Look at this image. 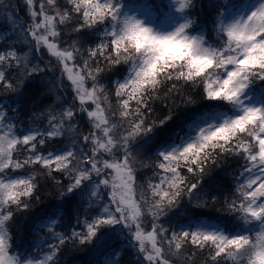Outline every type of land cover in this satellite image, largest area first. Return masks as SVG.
<instances>
[{"label":"trees","instance_id":"trees-1","mask_svg":"<svg viewBox=\"0 0 264 264\" xmlns=\"http://www.w3.org/2000/svg\"><path fill=\"white\" fill-rule=\"evenodd\" d=\"M250 1L190 0L188 14L196 28L209 32L210 23L220 18L231 21ZM141 4L158 7L156 0H115L96 16L92 2L0 0V107L16 129H42L34 139L13 148V162L19 167L7 170L30 177L7 204L12 248L22 257L27 258L29 251L37 256L50 250L49 264H108L111 259L115 264H238L242 260L240 243L220 250L216 240L196 238L194 232L200 222L215 221L231 234L249 237L258 225L260 218L251 208L252 184L244 168L251 166L258 148V139L253 140L254 147L248 136L258 130L242 124L199 148L179 161L176 187L166 195L154 192L163 174L161 145L182 138L186 134L182 127L194 130L228 109L230 101L210 72L216 64L197 73L184 57H169L172 61L160 64L153 84H145L128 98L123 95L119 81L142 62L145 49L143 36H120V15L125 17L127 7ZM166 8L167 2L159 16ZM31 11L51 17L58 55L33 37ZM216 45L217 60L222 49ZM59 55L70 56L87 85L77 86ZM248 69L255 71L251 83L261 87L264 76L255 78L264 74V61ZM86 90L94 101L87 102ZM97 113L105 120L104 132L108 128L116 140L110 156L120 159L122 166H131L134 215L146 232L155 234L160 249L156 258H152V247H142L130 233L132 224L104 216L101 196L105 190L94 195L97 174L92 162L109 157L105 150L104 156L95 155L94 139L101 137L94 132ZM134 126L138 129L131 134ZM67 148L72 150L64 159L38 158ZM53 218L56 224L48 228L46 222ZM183 227L188 231L182 232ZM240 227L245 229L239 231Z\"/></svg>","mask_w":264,"mask_h":264},{"label":"rangeland","instance_id":"rangeland-1","mask_svg":"<svg viewBox=\"0 0 264 264\" xmlns=\"http://www.w3.org/2000/svg\"><path fill=\"white\" fill-rule=\"evenodd\" d=\"M80 1L92 2V11L95 12L96 16H100L115 0ZM163 1L166 4V0H156L158 7H153L152 4H141L137 7L131 5L127 7L125 17L120 15L122 22V26L118 30L120 36L125 34L143 36L145 49L143 50L142 47V62L127 77L119 81L120 89H123V95H126L125 97L133 96L145 84H153L161 69L160 64L164 61H172V58L169 57H184L197 73H201L211 65L216 64L210 72L218 78L216 83L219 88L224 89L225 97L229 101L231 100L230 103L226 104L228 109L223 110L203 125L185 134L180 141L171 142L161 149L164 157V172L162 179L157 183L155 182L154 192L166 195L170 189L179 184V161L199 150V148L206 146L207 141L222 136L241 123L243 125L248 123L247 126L251 127L252 131L256 130V132L261 127L264 128V90L261 87L256 88L251 83L250 76L255 71L252 72L248 69V66H253L264 60V0L246 2L229 22H226L224 18H220V22L215 20L214 25L210 23L209 32L203 31L205 27H203V30L196 28L198 27L197 24L193 23L194 19H191L188 14L190 0H167L171 11L166 18L158 19L165 7ZM86 8L87 10L91 9L88 6ZM31 15V33L33 37H36L40 46L45 47L49 53L57 54L54 42L55 30L51 17L41 11H31ZM221 26L225 34L221 31ZM217 41H219L222 50L216 60ZM239 44L240 50L238 48ZM59 56L58 60L70 76H73L77 86L82 88V83H84V86L87 85L83 76H81V70L73 64L70 56ZM226 61L228 62L227 65H225ZM2 76L3 71L0 65V78ZM263 76L262 73L255 78V81L260 80ZM87 95V102L95 100L92 93L87 92ZM236 102L238 104L237 109L235 112L230 113L229 107L232 105L234 107ZM95 116L97 124L94 132L101 136L100 138L96 137V140L94 139L95 155L99 154L98 157L100 155L104 156L106 153L102 150H105L109 157L93 161V165L96 167L95 173L97 174V179L94 180V194L96 195L101 191L102 188L100 187L104 183L105 191L101 196V199L104 200V216L112 220L121 219L127 225L132 224L134 229L130 228V233L134 235L142 247L146 249L152 247V258H156L160 254V249L155 234L146 232L138 217L134 215L137 207L133 191L132 173L130 169L128 170L129 166L120 165L122 163L120 159L117 160L118 158L110 156L113 153V145L116 140L114 135L110 134L108 128L107 137L104 135L102 125L105 120H103V116L99 113ZM107 129L105 128V132ZM136 129L138 127L134 126L130 130L131 134L136 132ZM52 130L53 133L56 132V129ZM41 131V128H29L24 131L16 129L0 107V264H49L50 250L41 252L37 256H32V251H29L28 257L25 258L12 248L11 235L7 225L10 215L4 210V205L24 189L25 182L30 178L28 173L14 171L7 173L8 167L13 164L12 150L17 143H26ZM261 138L262 149L253 155V161L250 163V165H253V169L248 177L249 182L252 183L250 191L251 206L262 220L258 233L261 240L259 243L261 245L260 249H254L252 235L237 238V236L229 234L216 222L202 221L197 225L194 232L196 238L203 237L216 240L220 250L233 243H240L242 260L238 264H261V262L264 264V129ZM103 146L109 149H103ZM70 152L68 149H58L40 158L48 162L57 161L64 159ZM103 170L108 171L103 177L104 179L100 178L105 173ZM112 181L114 182L112 183ZM55 223L56 219L49 220L46 222V226L52 228ZM187 231V227L182 228V232ZM257 250L259 251L258 255ZM255 255L257 256L254 258ZM109 264H115V260L111 259ZM159 264L168 263L160 262Z\"/></svg>","mask_w":264,"mask_h":264},{"label":"bare ground","instance_id":"bare-ground-1","mask_svg":"<svg viewBox=\"0 0 264 264\" xmlns=\"http://www.w3.org/2000/svg\"><path fill=\"white\" fill-rule=\"evenodd\" d=\"M94 12V11H93ZM95 13V12H94ZM217 43H219V41H217ZM112 57H114V56H112ZM1 80H2V77L0 78ZM262 82V86H261V88L264 90V82L263 81H261ZM260 88V87H259ZM225 99H227L226 97H225ZM233 107V105L232 106H230L229 108L231 109ZM240 126H237V127H235V129L233 130V131H236L237 130V128H239ZM242 127V126H241ZM33 128H36V127H33ZM182 130H183V132H185V133H189V132H191L192 130H187L186 128H184V127H182ZM108 133V131H106V132H104V135L107 137V134ZM224 135V134H223ZM182 137H184V136H182ZM246 137H247V135L246 136H244L243 137V139L245 140L246 139ZM250 137H251V140H250ZM216 138H218V137H214V138H212V139H210L209 141H207L206 142V144L208 145V144H210V143H212V141L213 140H215ZM257 138V136L256 135H254V136H248V139L250 140V142L252 143H254V139H256ZM170 143V142H169ZM169 143H164L163 145H161V147L159 148V153L161 154V156H162V160H161V163H160V170H162L163 172H164V157H163V155H162V153H161V149L164 147V146H166L167 144H169ZM68 150H72L71 148H67ZM100 153V152H99ZM100 156H102V155H100ZM251 161H253V159H252V157H251ZM15 166L16 167H19L17 164H15ZM131 167V166H130ZM130 167H128V170L130 169V172L132 173V170H131V168ZM162 167H163V169H162ZM8 168H12V165L11 166H9ZM244 168L246 169V171H245V174H246V177H247V182L251 185L252 183L251 182H249V180H248V177H249V175H250V172L252 171V169H253V165H251L250 167L249 166H244ZM125 171H127L126 169H125ZM95 179H97V178H95ZM94 179V180H95ZM102 179H104V178H102ZM162 179V178H161ZM132 180H133V174H132ZM103 181V180H102ZM114 181H112V183H113ZM26 183V182H25ZM104 186H105V184L104 183H102V185H101V187L100 188H102V189H104ZM101 189V190H102ZM133 190H134V188H133ZM224 192H225V194L227 195V196H229L230 195V193L227 191V190H224ZM17 197V196H16ZM15 197V198H16ZM15 198H13V199H15ZM4 209L8 212L9 211V209H8V205L6 204V205H4ZM213 222H215V221H213ZM219 224V223H218ZM219 225H221V224H219ZM222 226V225H221ZM223 228H224V226H222ZM225 229V228H224ZM243 229H245V228H243V227H240L239 228V231H242ZM226 230V229H225ZM227 231V230H226ZM228 232V231H227ZM228 233H230V232H228ZM43 241H45L44 239H43ZM235 252L237 253V250H235L234 249V251H232V253L233 254H235ZM237 256H238V253H237ZM109 264V263H108Z\"/></svg>","mask_w":264,"mask_h":264}]
</instances>
